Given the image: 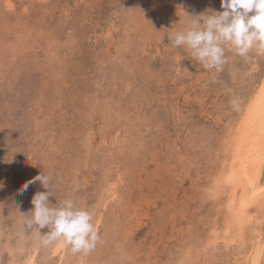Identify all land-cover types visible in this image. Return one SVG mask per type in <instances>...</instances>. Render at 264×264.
Wrapping results in <instances>:
<instances>
[{"label":"rangeland","instance_id":"374dc122","mask_svg":"<svg viewBox=\"0 0 264 264\" xmlns=\"http://www.w3.org/2000/svg\"><path fill=\"white\" fill-rule=\"evenodd\" d=\"M206 10L220 0H0V264H244L258 221L264 264V205L230 242L228 191L213 186L264 53L225 45L217 72L168 47L184 13ZM41 173L50 204L93 213L87 255L20 235L47 190L18 189Z\"/></svg>","mask_w":264,"mask_h":264},{"label":"clouds","instance_id":"9594fccd","mask_svg":"<svg viewBox=\"0 0 264 264\" xmlns=\"http://www.w3.org/2000/svg\"><path fill=\"white\" fill-rule=\"evenodd\" d=\"M220 2L223 9L220 12L184 13L189 18L188 26L167 38L168 47L187 49L192 59L204 69L217 72L226 63L225 45L241 57H247L253 49L264 53V0ZM183 71L191 75L187 69ZM230 103L236 106L237 101L233 99ZM37 181L47 191L36 192L31 200L32 209L27 214H21L20 235L26 237L35 231L42 246L59 243L73 254L87 255L94 250L99 235L93 213L78 207L72 197L61 200L58 205L50 204V175L41 173L35 176L21 185L18 194L22 195L29 185ZM44 228L48 232L41 235L39 230Z\"/></svg>","mask_w":264,"mask_h":264},{"label":"bare ground","instance_id":"6f19581e","mask_svg":"<svg viewBox=\"0 0 264 264\" xmlns=\"http://www.w3.org/2000/svg\"><path fill=\"white\" fill-rule=\"evenodd\" d=\"M258 87L250 98L249 103L245 106L240 118L229 131L228 137H225L223 141L225 155L228 156L229 161L227 162L224 159L220 175L213 185L216 190L221 189L223 191L225 189L228 191L225 211L230 212V218L222 229L226 233L225 235L229 236L227 238L230 242H234L237 239L239 243L243 242L246 231L245 226L253 218L249 208L252 206L261 208L260 206L264 205V182H262L264 175V77ZM258 222L259 224L254 227L253 231L256 234L253 237L258 241H255L253 252L245 260L247 264H260L262 253L260 240L262 234L259 229L262 227L260 225L261 222ZM216 232L218 233L219 231ZM54 245L58 246L55 249L60 248L64 253L66 252L67 248L65 249L59 243ZM68 253L69 251L66 254Z\"/></svg>","mask_w":264,"mask_h":264}]
</instances>
